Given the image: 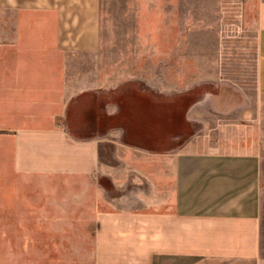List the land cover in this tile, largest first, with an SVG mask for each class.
<instances>
[{
  "label": "crops",
  "instance_id": "0c3cea01",
  "mask_svg": "<svg viewBox=\"0 0 264 264\" xmlns=\"http://www.w3.org/2000/svg\"><path fill=\"white\" fill-rule=\"evenodd\" d=\"M101 8L0 0V217L15 264H264V0L254 106L195 117L205 131L158 152L66 126L72 102L104 88L100 67L72 65L103 56Z\"/></svg>",
  "mask_w": 264,
  "mask_h": 264
},
{
  "label": "rangeland",
  "instance_id": "374dc122",
  "mask_svg": "<svg viewBox=\"0 0 264 264\" xmlns=\"http://www.w3.org/2000/svg\"><path fill=\"white\" fill-rule=\"evenodd\" d=\"M101 5L103 56L72 65L100 67L104 88L68 108L66 126L75 138L119 129L126 144L170 150L205 131V122L195 117L206 120L214 111L254 106L257 0H101ZM22 122L36 124L25 116ZM24 209L32 208L26 203ZM6 223L0 217V264H15V250L6 249ZM22 236L24 243L30 240Z\"/></svg>",
  "mask_w": 264,
  "mask_h": 264
}]
</instances>
